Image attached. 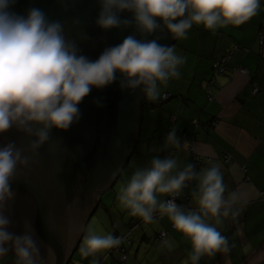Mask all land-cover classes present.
Wrapping results in <instances>:
<instances>
[{"label": "clouds", "instance_id": "9594fccd", "mask_svg": "<svg viewBox=\"0 0 264 264\" xmlns=\"http://www.w3.org/2000/svg\"><path fill=\"white\" fill-rule=\"evenodd\" d=\"M16 0H0V135L15 129L29 137L27 152L15 142L0 144V257L10 250L16 264H37L39 247L34 232L9 230L6 208L15 197L11 188L17 169L26 168L50 139L51 130L67 131L80 119L79 104L92 89H103L119 77L121 90L135 92L155 101L161 86L180 76L185 57L175 47L147 39L166 31L172 38H185L193 25L215 31L228 25L240 26L254 17L261 0H97L100 7L96 26L103 30L132 28L121 43L105 48L95 59L80 53L76 43L67 39L64 26L50 21L39 8L26 14L11 10ZM130 16L122 18V14ZM136 34L140 35L137 39ZM165 143L180 146L177 129L166 135ZM197 181L193 198L197 211H184L175 199L187 181ZM220 165L199 172L192 164L182 168L175 157H153L150 165L136 170L119 192L120 204L145 223L153 213L167 216L176 232L188 239L191 252L182 264H199L202 256L230 251L228 239L204 217L239 215L242 193L233 191L225 198ZM121 239L111 233L84 236L80 253L87 257L116 248ZM171 248L172 244L165 241Z\"/></svg>", "mask_w": 264, "mask_h": 264}, {"label": "crops", "instance_id": "0c3cea01", "mask_svg": "<svg viewBox=\"0 0 264 264\" xmlns=\"http://www.w3.org/2000/svg\"><path fill=\"white\" fill-rule=\"evenodd\" d=\"M263 28L261 0L257 14L240 26L212 31L193 25L185 38L175 39L176 52L185 57L180 76L161 86V96H170L161 106L152 105L161 96L143 102L138 138L127 165L112 188L98 196L97 207L68 264H121L118 256L106 258L107 250L87 257L80 251L77 256V252L89 232L113 236L128 233L131 223L140 218L131 216L120 204L121 188L136 170L148 167L153 157L169 156L175 157L181 168L193 165V158L202 160L197 172L220 165L225 198L233 191L242 193V203L234 206L240 208L236 220L231 214L221 217L220 223L215 217H204L228 239L230 251L204 255L199 264H264V43L259 41ZM222 57H226L225 71L216 74L213 63ZM174 127L179 147L165 143ZM196 187L194 179L185 188L184 211L198 210L193 198ZM164 197L158 195V200ZM170 225L167 216L159 215L151 223L133 226L124 264H182L187 260L190 241ZM162 230L167 234L160 241L157 234ZM0 264H16L15 255L8 252L0 257Z\"/></svg>", "mask_w": 264, "mask_h": 264}, {"label": "water", "instance_id": "95a60500", "mask_svg": "<svg viewBox=\"0 0 264 264\" xmlns=\"http://www.w3.org/2000/svg\"><path fill=\"white\" fill-rule=\"evenodd\" d=\"M33 7L50 21L61 22L66 38L92 60L134 34L132 28L99 29L97 0H16L11 10L23 15ZM128 16L122 14V18ZM153 38L169 46L175 42L166 31L147 37ZM144 101L140 89L121 90L119 77L108 87L92 89L79 104V121L67 131L51 130L49 141L29 166L17 169L11 184L15 197L6 208L9 230L20 234L26 223L30 226L39 247L37 264L71 260L98 196L112 188L127 165L138 138ZM29 140L15 129L0 135V144L15 142L25 155H29ZM9 253L14 254L11 248Z\"/></svg>", "mask_w": 264, "mask_h": 264}, {"label": "trees", "instance_id": "16d2710c", "mask_svg": "<svg viewBox=\"0 0 264 264\" xmlns=\"http://www.w3.org/2000/svg\"><path fill=\"white\" fill-rule=\"evenodd\" d=\"M225 61L224 62V66H226V57H222V58H220L219 60H217V61H215L214 63H213V66H212V69H213V71H214V73H216V74H222L224 71H225V67H224V70H222L221 72L219 71V68H217V67H215V64H220L221 63V61H223V60ZM166 95H168V94H166ZM162 97V96H161ZM161 97L159 98V101H156V103H152V105L153 106H156V105H158V106H161L162 105V103H164L165 101H167L168 99H169V95H168V99H166L165 101H162L161 100ZM192 123H193V125H197L198 123L196 122V120H194V121H192ZM186 136H187V134H186ZM187 138H188V136H187ZM227 161V160H226ZM202 164V160H200V164L198 165V166H200ZM193 181V180H192ZM192 181H190V183L188 184V188H189V186H190V184L192 183ZM184 191H185V188L184 189H182L181 190V193H182V195L183 196H185L184 195ZM167 196H165L164 197V199L166 198ZM186 197V196H185ZM187 207L185 206V208L184 209H186ZM183 209V210H184ZM159 213H153V218L154 217H159ZM238 216L239 215H237V216H235V217H233L232 215H231V217H232V219L233 220H236L237 218H238ZM207 217H210V216H207ZM139 223H143V220L140 218V219H138V220H135V221H133V223H131V225H130V228H129V230H128V233H129V231L131 230V228L133 227V226H136L137 224H139ZM170 228L171 229H174L173 227H172V224L170 225ZM175 230V229H174ZM128 233L127 234H125V235H118L117 237H119L120 239H121V244L117 247V248H112V249H109V250H107L106 251V255H105V257L107 258V257H109V256H111V255H114V253H116L117 255H118V261H119V263H121V264H124L125 262H126V259H127V253H128V247H129V244H130V240H129V236H128ZM166 234H167V232H166V230H162V231H160L158 234H157V239L158 240H160V241H163V239L165 238V236H166ZM100 264H108V263H100Z\"/></svg>", "mask_w": 264, "mask_h": 264}, {"label": "built area", "instance_id": "2783aa9c", "mask_svg": "<svg viewBox=\"0 0 264 264\" xmlns=\"http://www.w3.org/2000/svg\"><path fill=\"white\" fill-rule=\"evenodd\" d=\"M259 41L261 44L264 43V28L263 30L260 31V34H259ZM223 60V59H222ZM224 60L221 61L220 64H215V67L219 68V71L221 72L222 70H224ZM166 99H168V95L164 94L162 95L161 97V100L162 101H165ZM200 164V159H197V158H193V167H194V171H196V168L198 167V165ZM190 183V181H187L185 183V186L184 188H186L188 186V184ZM183 188V189H184ZM167 199H175L177 205L181 208V209H184L185 206H186V203H187V199L185 196L182 195V193L180 192L178 195H169L167 196L164 200H167ZM117 248V247H116Z\"/></svg>", "mask_w": 264, "mask_h": 264}, {"label": "rangeland", "instance_id": "374dc122", "mask_svg": "<svg viewBox=\"0 0 264 264\" xmlns=\"http://www.w3.org/2000/svg\"><path fill=\"white\" fill-rule=\"evenodd\" d=\"M108 206H109V207H112V205H110V204H109ZM91 221H92V220H91ZM78 255H79V250H78V252H77V256H78ZM117 256H118V255H117L116 253H114V258H117ZM75 257H76V256H75ZM110 257H112V256H110Z\"/></svg>", "mask_w": 264, "mask_h": 264}]
</instances>
